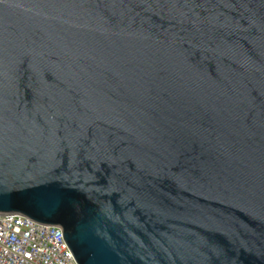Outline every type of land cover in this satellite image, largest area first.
Here are the masks:
<instances>
[{
    "label": "water",
    "instance_id": "water-1",
    "mask_svg": "<svg viewBox=\"0 0 264 264\" xmlns=\"http://www.w3.org/2000/svg\"><path fill=\"white\" fill-rule=\"evenodd\" d=\"M76 264H264V0H0V215Z\"/></svg>",
    "mask_w": 264,
    "mask_h": 264
},
{
    "label": "built area",
    "instance_id": "built-area-1",
    "mask_svg": "<svg viewBox=\"0 0 264 264\" xmlns=\"http://www.w3.org/2000/svg\"><path fill=\"white\" fill-rule=\"evenodd\" d=\"M0 264H76L57 227L0 215Z\"/></svg>",
    "mask_w": 264,
    "mask_h": 264
}]
</instances>
